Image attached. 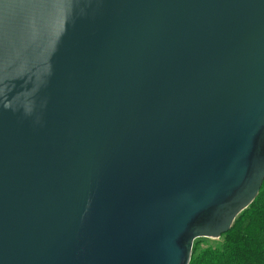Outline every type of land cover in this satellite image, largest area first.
Segmentation results:
<instances>
[{
    "label": "water",
    "instance_id": "obj_1",
    "mask_svg": "<svg viewBox=\"0 0 264 264\" xmlns=\"http://www.w3.org/2000/svg\"><path fill=\"white\" fill-rule=\"evenodd\" d=\"M264 181V0H0V264H189Z\"/></svg>",
    "mask_w": 264,
    "mask_h": 264
},
{
    "label": "trees",
    "instance_id": "obj_2",
    "mask_svg": "<svg viewBox=\"0 0 264 264\" xmlns=\"http://www.w3.org/2000/svg\"><path fill=\"white\" fill-rule=\"evenodd\" d=\"M219 246L201 249L202 241L194 240L189 264H264V181L254 201L234 220L220 238Z\"/></svg>",
    "mask_w": 264,
    "mask_h": 264
},
{
    "label": "rangeland",
    "instance_id": "obj_3",
    "mask_svg": "<svg viewBox=\"0 0 264 264\" xmlns=\"http://www.w3.org/2000/svg\"><path fill=\"white\" fill-rule=\"evenodd\" d=\"M214 239H217V238H214ZM219 245H220V242L219 241H217V240H210V239L207 238V240L202 241L200 248L201 249H204L206 247L207 248H210L212 246H219Z\"/></svg>",
    "mask_w": 264,
    "mask_h": 264
}]
</instances>
